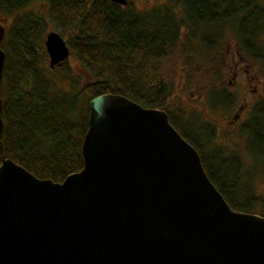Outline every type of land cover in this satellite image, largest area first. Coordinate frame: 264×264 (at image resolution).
<instances>
[{"label":"water","instance_id":"water-1","mask_svg":"<svg viewBox=\"0 0 264 264\" xmlns=\"http://www.w3.org/2000/svg\"><path fill=\"white\" fill-rule=\"evenodd\" d=\"M6 32L0 21V140ZM45 46L51 68L70 57L56 30ZM82 151L62 182L2 156L0 264H264V216L232 208L165 109L92 97Z\"/></svg>","mask_w":264,"mask_h":264},{"label":"trees","instance_id":"trees-1","mask_svg":"<svg viewBox=\"0 0 264 264\" xmlns=\"http://www.w3.org/2000/svg\"><path fill=\"white\" fill-rule=\"evenodd\" d=\"M46 1L50 20L69 35L67 43L89 74L82 89L90 98L119 93L143 106L165 109L171 124L197 148L207 174L232 208L264 216L263 210L255 208H264V195L254 194L252 176H245L240 158L223 157L222 150L203 151L199 138H192L194 132L187 130L189 122H177L183 116L171 110L172 91L165 73L166 59L186 50L180 39L182 32L188 35L194 27L208 30L202 39L211 48L214 38L231 24L238 51L264 62L262 0H169L146 10L136 7L135 0L126 5L111 0ZM33 2L0 0V17H15L13 26H6L9 37L1 43L7 58L0 162L6 155L38 177L62 182L84 166L82 145L89 126V107L77 110V92L69 90L67 83L60 87L39 65L37 42L47 27L43 15L27 12ZM222 99L227 104L233 100L227 91H210L213 106ZM250 117L243 130L251 134L250 149L263 168V173L261 168L256 171L264 178V101L252 108ZM209 132L200 139L216 143Z\"/></svg>","mask_w":264,"mask_h":264},{"label":"rangeland","instance_id":"rangeland-1","mask_svg":"<svg viewBox=\"0 0 264 264\" xmlns=\"http://www.w3.org/2000/svg\"><path fill=\"white\" fill-rule=\"evenodd\" d=\"M169 0H135V6L140 9H152L158 5H164ZM261 5L264 7V0ZM48 3L46 0H34V2L28 7L27 12L32 15H43L46 24V31L43 34V38L38 39L37 47L39 48V65L47 71L49 77L56 82L60 87L72 89L78 94L77 110L81 108L89 107L90 96L82 89L84 83L89 79L88 72L81 67L77 61L73 50L70 57L67 59V64L59 66L60 68H51L49 65V55L45 47L46 34L51 30H56L68 41L69 35L63 33L61 28H58L54 22H52L48 16ZM180 11V10H179ZM14 15L1 16L0 19L6 24L7 28L13 26ZM13 23V24H12ZM231 25V24H230ZM223 30V33L214 38L215 42L213 47L208 48L205 40L202 39L208 30L204 27H194L193 31H190L188 35L182 32L181 41L184 42L186 50L177 52L168 59L165 67L167 74V83L169 92L171 95V110L172 112H180L184 117V120L189 122L190 127L187 130L193 131L194 136L192 138H199V142L203 145V151L212 152L216 150H222L223 157H238L242 161L245 176L249 173V178L252 176L253 185L255 184L254 194L264 195V178L261 177L258 168H261V160L256 157L251 147V134L244 131V126L249 122L248 115L244 119L238 122L229 121L232 119L233 114L239 106L244 104L248 108V112L252 110L255 105L264 101V62L259 60H251L249 55L244 54V60H240V53H237V34L232 25ZM186 35V36H185ZM7 37H9L7 35ZM6 37V39H7ZM264 39V33L263 37ZM235 54V59L228 57L227 51ZM184 56H181V55ZM232 63L238 62L239 67H245L248 74L255 76V84L259 87L258 93H252L251 88L248 86L245 69L240 70L242 74L239 75L238 82L230 85V74L225 71L228 68L225 67L222 62L226 59ZM191 58L192 60H189ZM194 62V63H193ZM253 63V65L251 64ZM259 70V72H258ZM68 77L70 78L68 80ZM77 79V80H76ZM74 80V81H73ZM225 80V81H224ZM75 81H77L75 83ZM30 87V85H28ZM212 89L227 91L230 95L231 104L222 99L220 104L213 106L209 100V93ZM245 98H248L245 100ZM171 105V103H170ZM250 114V113H249ZM248 117V118H247ZM207 125H209L207 127ZM207 128H204V127ZM193 129V130H190ZM210 131L213 139H217L216 143H205L200 138H204L203 133ZM189 134V133H188ZM194 138V139H195ZM242 168V169H243ZM241 169V171H242ZM263 173V168H261ZM258 210L264 211L263 207L256 206Z\"/></svg>","mask_w":264,"mask_h":264},{"label":"flooded vegetation","instance_id":"flooded-vegetation-1","mask_svg":"<svg viewBox=\"0 0 264 264\" xmlns=\"http://www.w3.org/2000/svg\"><path fill=\"white\" fill-rule=\"evenodd\" d=\"M230 51L231 50L228 49L227 53H229ZM237 53H240V52L237 51ZM228 55H229L228 57L231 56V59H235V54L233 52L231 54H228ZM226 57H227V55H226ZM228 57L226 59L222 60V62H223L222 65H224L225 67L228 68V72H227V70L225 71L227 74L232 72V74H230L231 77L229 79L230 85L235 83V82H238L239 75L242 74L243 69H245V72H247L246 73L247 83H248V86L251 88V92L252 93H258L259 87L257 86V84H255V76L254 75L251 76L250 74H248L249 70H247L245 67H239V65H238L239 63L238 62L234 63V65H233V62L231 63L228 60L229 59ZM243 57L244 56L240 53V60H244L245 61V59ZM240 70H242V71H240ZM246 99H248V98H245V100ZM246 102L247 101H245L244 104H242L241 106L238 107V109L233 114L232 119L229 121V124L232 123V122H238V121L244 119V117L246 115H248L249 117L251 116V111L248 112V108L247 107L244 108V106L246 105ZM168 116H169V114H168ZM182 119H183V121H182ZM177 122H182L183 123L184 122V117L178 118Z\"/></svg>","mask_w":264,"mask_h":264},{"label":"bare ground","instance_id":"bare-ground-1","mask_svg":"<svg viewBox=\"0 0 264 264\" xmlns=\"http://www.w3.org/2000/svg\"><path fill=\"white\" fill-rule=\"evenodd\" d=\"M6 37V36H5ZM3 42V41H2ZM5 65H6V63H5ZM180 118V117H179ZM182 121H183V119H182Z\"/></svg>","mask_w":264,"mask_h":264}]
</instances>
